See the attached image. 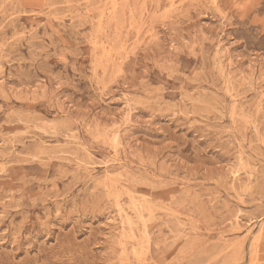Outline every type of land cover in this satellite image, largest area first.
Here are the masks:
<instances>
[{"label":"rangeland","instance_id":"obj_1","mask_svg":"<svg viewBox=\"0 0 264 264\" xmlns=\"http://www.w3.org/2000/svg\"><path fill=\"white\" fill-rule=\"evenodd\" d=\"M262 140L264 0H0V264H264Z\"/></svg>","mask_w":264,"mask_h":264},{"label":"bare ground","instance_id":"obj_2","mask_svg":"<svg viewBox=\"0 0 264 264\" xmlns=\"http://www.w3.org/2000/svg\"><path fill=\"white\" fill-rule=\"evenodd\" d=\"M115 1V0H114ZM113 2V1H112ZM144 2H145V0H144ZM44 3V2H43ZM215 5V4H214ZM46 6H47V4H46ZM216 6V5H215ZM115 7V6H114ZM172 9V8H171ZM166 11V10H165ZM166 12H168V11H166ZM114 14V13H113ZM103 17V16H102ZM24 29V28H23ZM107 29V28H106ZM37 31V30H36ZM98 33V32H97ZM71 35V34H70ZM28 37V36H27ZM30 37V36H29ZM95 37V36H94ZM20 38V37H19ZM22 38H23V36H22ZM93 38V37H92ZM18 38L16 37L15 38V40H17ZM25 39V38H24ZM31 39V38H30ZM14 40V41H15ZM53 40V39H52ZM97 40V39H96ZM93 41V40H92ZM34 42V41H33ZM36 42H38V41H36ZM98 42V41H97ZM32 43V42H31ZM38 43H40V41L38 42ZM15 44V43H14ZM101 44H102V42H101ZM104 44V43H103ZM116 44V43H115ZM34 45V44H33ZM95 45V44H94ZM17 46V45H16ZM101 47V46H100ZM113 49V48H112ZM101 50H102V48H101ZM103 50H105L104 48H103ZM44 51V50H43ZM121 51V50H120ZM3 52H4V50H3ZM75 52V51H74ZM109 52V51H108ZM110 52H111V50H110ZM104 53H106L107 54V52H104ZM110 54V53H109ZM109 54H107V55H109ZM93 55V54H92ZM102 55H103V53H102ZM117 55H118V53H117ZM17 56V55H16ZM110 56V55H109ZM101 58H103L102 56H101ZM36 59V58H35ZM102 60V59H101ZM115 60V59H114ZM126 61V60H125ZM75 69V68H74ZM113 71V70H112ZM75 78V77H74ZM99 84V83H98ZM97 87V86H96ZM227 88H228V86H227ZM199 95V94H198ZM141 100V99H140ZM159 101V100H158ZM247 102V101H246ZM259 103V102H258ZM200 104V103H199ZM257 104V103H256ZM132 105V104H131ZM134 106V105H133ZM13 113V112H12ZM231 114V113H230ZM247 116V115H246ZM206 117V116H205ZM237 117V116H236ZM242 119V118H241ZM261 119V118H260ZM248 124V123H247ZM251 138V137H250ZM114 139V138H113ZM12 140V139H11ZM263 141V140H262ZM264 142V141H263ZM263 144V143H262ZM263 146V145H262ZM260 158V157H259ZM92 163V162H91ZM93 164V163H92ZM256 173H257V171H256ZM258 175V174H257ZM120 176V175H119ZM118 176V177H119ZM251 178V177H250ZM257 178V177H256ZM250 189V188H249ZM245 190V189H244ZM120 193V192H119ZM243 193H244V191H243ZM115 196V195H114ZM113 196V197H114ZM119 197V196H118ZM141 197V196H140ZM137 198V197H136ZM119 199V198H118ZM239 199V198H238ZM3 200V199H2ZM133 201V200H132ZM132 201H130V202H132ZM132 204H134L133 202H132ZM139 205V204H138ZM140 206V205H139ZM137 207V206H136ZM143 207V206H142ZM136 210V209H135ZM139 210V209H138ZM136 212V211H135ZM134 213V212H133ZM141 213V212H140ZM139 213V214H140ZM169 213V212H168ZM138 214V213H137ZM138 214V215H139ZM148 215H150L149 213H148ZM151 216V215H150ZM140 217V216H139ZM142 217V216H141ZM140 217V218H141ZM139 219V218H138ZM148 220H150V219H148ZM140 221V220H139ZM143 221V220H142ZM143 223V222H142ZM131 228V227H130ZM145 235V234H144ZM132 252H134V250H132ZM135 254H136V252H135ZM137 255V254H136ZM144 255V254H143ZM137 257H139L140 258V256H137Z\"/></svg>","mask_w":264,"mask_h":264}]
</instances>
